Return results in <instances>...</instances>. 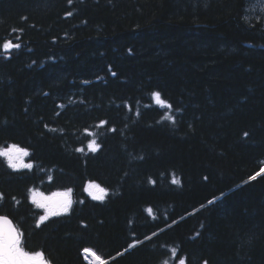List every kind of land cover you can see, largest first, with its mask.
Masks as SVG:
<instances>
[{
  "label": "trees",
  "instance_id": "1",
  "mask_svg": "<svg viewBox=\"0 0 264 264\" xmlns=\"http://www.w3.org/2000/svg\"><path fill=\"white\" fill-rule=\"evenodd\" d=\"M13 144L33 167L0 154V213L50 264L165 228L109 264H264V0H0ZM69 189L38 225L31 193Z\"/></svg>",
  "mask_w": 264,
  "mask_h": 264
},
{
  "label": "snow or ice",
  "instance_id": "2",
  "mask_svg": "<svg viewBox=\"0 0 264 264\" xmlns=\"http://www.w3.org/2000/svg\"><path fill=\"white\" fill-rule=\"evenodd\" d=\"M19 44H13L12 41H6L2 44L3 50L7 53L13 48H19ZM158 102L160 101V93H154ZM171 107V105H168ZM173 122H174V118ZM98 147V146H97ZM8 158V164L13 169L20 168H32V164H25L23 157L28 156L29 152L27 149L20 148L18 145L13 144L7 151L0 153ZM264 171V170H262ZM259 175V173H257ZM255 179V177H251ZM175 183H180L179 180H174ZM89 188H99V185L90 183ZM105 189H100L99 195H95L96 199L102 200L104 198L103 193ZM71 189L66 192L52 193L51 196L45 197L42 193H33V201L37 204V207L46 210V214L40 217V221L47 220L49 215H56L58 211L67 212L71 206V200L68 198ZM3 199V194H0V200ZM211 203V201L209 202ZM151 211V209H149ZM23 233L20 232L15 226L12 225L11 221L7 216H0V264H50V261L44 258L42 251L28 252L22 246ZM131 247V245H130ZM86 254L91 250L85 248L83 250ZM176 250L173 249V252ZM95 255V253H93ZM99 264H105L100 257H96ZM180 264H185L182 259Z\"/></svg>",
  "mask_w": 264,
  "mask_h": 264
},
{
  "label": "rangeland",
  "instance_id": "3",
  "mask_svg": "<svg viewBox=\"0 0 264 264\" xmlns=\"http://www.w3.org/2000/svg\"><path fill=\"white\" fill-rule=\"evenodd\" d=\"M11 147V146H10ZM5 151H7V150H5ZM4 151V152H5ZM6 157V156H5ZM7 158V157H6ZM8 159V158H7ZM23 162L25 163V164H32L30 161H29V159H28V156H25V157H23ZM20 169H25V168H20ZM100 189H102V188H89V186H87V193L92 197V198H95V195H99V194H101L100 193ZM42 193L45 197H48V196H51L52 195V193H56V192H61V193H63V192H66L65 190H63V191H52V192H43V191H39V190H36V191H33L32 193H31V200L33 201V193ZM103 195H105V192L103 193ZM70 200H71V205H72V195H71V193H69V197H68ZM96 199V198H95ZM33 203H34V201H33ZM36 206H37V204L36 203H34ZM71 207V206H70ZM39 208V207H38ZM41 211H42V216H44L45 214H46V210L45 209H43V208H39ZM69 210H70V208H69ZM68 210V211H69ZM67 211V212H68ZM63 213H66V212H63V211H58L57 212V214H63ZM56 214V215H57ZM52 216H54V215H49L48 216V218L47 219H49L50 217H52ZM87 249H90L91 251V253H92V255H93V253H95V257H100V259L101 260H104L103 258V256H101L100 254H98L94 249H91V248H87ZM181 261V260H180ZM180 261H177V263L176 264H180ZM93 262L94 263H92V264H99V262L97 261V259H93Z\"/></svg>",
  "mask_w": 264,
  "mask_h": 264
},
{
  "label": "water",
  "instance_id": "4",
  "mask_svg": "<svg viewBox=\"0 0 264 264\" xmlns=\"http://www.w3.org/2000/svg\"><path fill=\"white\" fill-rule=\"evenodd\" d=\"M262 174H264V171H261V172H259V175L256 174V175H254V176H252V177H255V178H256V177H258V176H260V175H262ZM251 180H253V179L249 178V179H248L247 181H245L244 183H247V182H249V181H251ZM244 183H243V184H244ZM243 184H242V185H243ZM237 187H238V186L234 187L232 190L236 189ZM232 190H230V191H232ZM230 191H229V192H230ZM229 192H228V193H229ZM226 194H227V193H226ZM224 195H225V194H223V195H221V196L215 198L214 200L211 201V203H212V202H215V201L218 200V199H220V198L223 197ZM207 204H210V203H207ZM207 204H206V205H207ZM206 205H204V206H206ZM204 206H203V207H204ZM203 207H201V208H203ZM201 208H199V209H201ZM199 209H198V210H199ZM0 216H7V215H0ZM7 217H8V219L11 221L12 225L15 226V224H14L13 220L11 219V217H9V216H7ZM180 220H181V219H180ZM180 220H178V221H180ZM178 221H176V222H178ZM176 222H174L173 224H175ZM173 224H171V225H173ZM165 229H166V228H165ZM165 229H163V230H165ZM163 230H160V231H158V232H156V233H154V234L148 236V237L145 238L144 240H142V241H140L139 243H137V244L131 246L130 248L124 250L123 252H121V253H119V254H116V255H114V256H112V257H109V258H103V259H104L103 261L105 262V264H109L111 261L117 259V258H118L119 256H121L122 254H124V253H126V252L132 250L133 248L137 247L138 245H140V244L144 243L145 241L151 239L152 237H154L155 235L159 234V233L162 232Z\"/></svg>",
  "mask_w": 264,
  "mask_h": 264
},
{
  "label": "flooded vegetation",
  "instance_id": "5",
  "mask_svg": "<svg viewBox=\"0 0 264 264\" xmlns=\"http://www.w3.org/2000/svg\"><path fill=\"white\" fill-rule=\"evenodd\" d=\"M0 215H6V214H1V213H0ZM7 216H8V215H7ZM9 217H10V216H9ZM40 217H41V215L38 217V220H37L38 225H41V224L45 223L46 221H48V220H49L50 218H52L53 216L50 217L49 219L43 221V222L40 221ZM11 219H12V218H11ZM12 220H13V219H12ZM13 222H14V220H13ZM14 224H15V227H16L20 232L23 233L22 228L19 226V224L15 223V222H14ZM22 246H23V247L25 248V250L28 251V252H31V253L38 252V251L31 250V249H29V248L27 247V245L25 244L24 233H23V236H22Z\"/></svg>",
  "mask_w": 264,
  "mask_h": 264
},
{
  "label": "bare ground",
  "instance_id": "6",
  "mask_svg": "<svg viewBox=\"0 0 264 264\" xmlns=\"http://www.w3.org/2000/svg\"><path fill=\"white\" fill-rule=\"evenodd\" d=\"M88 259L89 261H93V259H96V257L94 255H92L91 252L88 253Z\"/></svg>",
  "mask_w": 264,
  "mask_h": 264
}]
</instances>
